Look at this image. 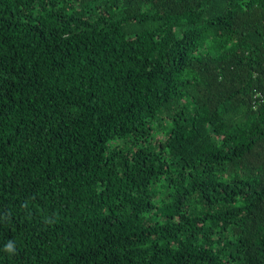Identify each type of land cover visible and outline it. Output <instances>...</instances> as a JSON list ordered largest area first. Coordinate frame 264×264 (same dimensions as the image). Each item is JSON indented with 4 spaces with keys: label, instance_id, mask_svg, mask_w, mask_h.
I'll return each instance as SVG.
<instances>
[{
    "label": "trees",
    "instance_id": "obj_1",
    "mask_svg": "<svg viewBox=\"0 0 264 264\" xmlns=\"http://www.w3.org/2000/svg\"><path fill=\"white\" fill-rule=\"evenodd\" d=\"M0 264H264V0H0Z\"/></svg>",
    "mask_w": 264,
    "mask_h": 264
},
{
    "label": "clouds",
    "instance_id": "obj_2",
    "mask_svg": "<svg viewBox=\"0 0 264 264\" xmlns=\"http://www.w3.org/2000/svg\"><path fill=\"white\" fill-rule=\"evenodd\" d=\"M5 249L9 252L14 251V247L13 244L11 242H9L7 245H5Z\"/></svg>",
    "mask_w": 264,
    "mask_h": 264
}]
</instances>
